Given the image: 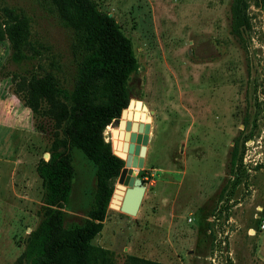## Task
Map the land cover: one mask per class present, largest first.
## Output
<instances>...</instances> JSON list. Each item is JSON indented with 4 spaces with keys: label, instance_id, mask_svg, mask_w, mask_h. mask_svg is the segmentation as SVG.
<instances>
[{
    "label": "rangeland",
    "instance_id": "rangeland-1",
    "mask_svg": "<svg viewBox=\"0 0 264 264\" xmlns=\"http://www.w3.org/2000/svg\"><path fill=\"white\" fill-rule=\"evenodd\" d=\"M94 1L132 42L138 68L130 109L145 104L151 129L139 210L108 205L93 253L112 251L113 264L129 254L168 264H264V0H245L242 39L230 32L231 0ZM5 9L31 33L28 58L17 63L9 39L0 40V264H18L39 222L38 167L50 136L36 128L13 77L49 69L71 90L92 43L67 0H0ZM119 120L104 130L106 141ZM70 159L66 229L90 219L97 192L96 165L75 146Z\"/></svg>",
    "mask_w": 264,
    "mask_h": 264
},
{
    "label": "trees",
    "instance_id": "trees-1",
    "mask_svg": "<svg viewBox=\"0 0 264 264\" xmlns=\"http://www.w3.org/2000/svg\"><path fill=\"white\" fill-rule=\"evenodd\" d=\"M83 17L92 50L79 69L73 89L60 86L49 69L28 77L14 75L16 92L22 94L24 106L35 115L36 128L48 132L49 157L38 167L43 189L40 218L29 232L18 264H113L114 254L107 249L93 253L91 240L103 227L113 192L111 180L119 176L124 160L113 153L104 130L117 121L132 97L130 80L138 61L133 45L114 16L102 11L94 0H67ZM245 0H231L230 32L243 38L248 19ZM1 11V10H0ZM27 21L15 18L11 9L0 13V40L9 39L10 59L28 58L24 52L30 44ZM19 95V94H18ZM43 120H39L40 118ZM75 146L97 167V192L90 219L71 229L63 227V206L68 202L73 175L70 150ZM239 139L230 151V171L236 163ZM145 175H143L144 177ZM125 264H168L126 255Z\"/></svg>",
    "mask_w": 264,
    "mask_h": 264
},
{
    "label": "water",
    "instance_id": "water-1",
    "mask_svg": "<svg viewBox=\"0 0 264 264\" xmlns=\"http://www.w3.org/2000/svg\"><path fill=\"white\" fill-rule=\"evenodd\" d=\"M131 105L132 100L128 107L122 110L118 127L112 131L113 153L124 160V166L118 176V183L113 189L109 206L126 214L135 215L146 188L142 178L143 164L151 124L149 116L144 121L141 114L131 111ZM134 105L141 110H147V106L140 100H136Z\"/></svg>",
    "mask_w": 264,
    "mask_h": 264
},
{
    "label": "bare ground",
    "instance_id": "bare-ground-1",
    "mask_svg": "<svg viewBox=\"0 0 264 264\" xmlns=\"http://www.w3.org/2000/svg\"><path fill=\"white\" fill-rule=\"evenodd\" d=\"M136 112H138L139 114H141V116H143L144 120H145V118H147V115H144V113H143L142 110L141 111L136 110Z\"/></svg>",
    "mask_w": 264,
    "mask_h": 264
},
{
    "label": "built area",
    "instance_id": "built-area-1",
    "mask_svg": "<svg viewBox=\"0 0 264 264\" xmlns=\"http://www.w3.org/2000/svg\"><path fill=\"white\" fill-rule=\"evenodd\" d=\"M261 227L264 229V223L261 224ZM250 231L255 232L253 228H250Z\"/></svg>",
    "mask_w": 264,
    "mask_h": 264
},
{
    "label": "crops",
    "instance_id": "crops-1",
    "mask_svg": "<svg viewBox=\"0 0 264 264\" xmlns=\"http://www.w3.org/2000/svg\"><path fill=\"white\" fill-rule=\"evenodd\" d=\"M150 124H151V121H150ZM150 129H151V127H150Z\"/></svg>",
    "mask_w": 264,
    "mask_h": 264
}]
</instances>
